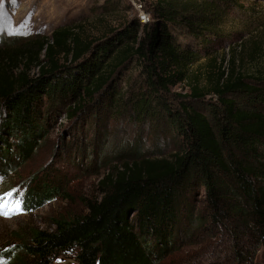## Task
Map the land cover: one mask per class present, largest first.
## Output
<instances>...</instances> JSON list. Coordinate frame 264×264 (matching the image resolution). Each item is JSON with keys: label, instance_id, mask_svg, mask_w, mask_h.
<instances>
[{"label": "trees", "instance_id": "16d2710c", "mask_svg": "<svg viewBox=\"0 0 264 264\" xmlns=\"http://www.w3.org/2000/svg\"><path fill=\"white\" fill-rule=\"evenodd\" d=\"M155 1L156 22L144 37L139 32L146 26L136 20L105 41L65 27L56 29L51 41H39L37 51L0 50L4 171L12 172L13 154L19 162L34 156L64 104L73 100L64 113L74 118L100 93L107 101L122 99L116 76L135 61L145 78L123 109L142 119L165 113L179 140V150L169 156L140 155L115 165L99 181L98 196L83 200L86 213L53 220L51 232L30 230L22 248L28 261L0 254L10 264H53L58 252L67 251L75 253L76 264H157L181 234V205L202 188L214 227L232 217L244 224L236 236L248 239L249 247V240L264 245V111L240 107L235 99L250 97L264 106V66L245 75L234 68L235 59L228 71L223 63L202 65L201 56L182 50L171 33L177 27L197 39L216 34L238 0ZM178 85L189 93L172 94ZM208 97L216 99L210 101V117L196 107ZM56 196H62L58 187L42 184L24 189L19 198L30 212ZM194 221L202 226L209 220L200 214ZM241 253L247 262L253 250Z\"/></svg>", "mask_w": 264, "mask_h": 264}, {"label": "rangeland", "instance_id": "374dc122", "mask_svg": "<svg viewBox=\"0 0 264 264\" xmlns=\"http://www.w3.org/2000/svg\"><path fill=\"white\" fill-rule=\"evenodd\" d=\"M237 3V7L228 11V18L216 34L197 39L177 27L171 33L182 50L189 49L201 56L202 65L218 68L223 63L228 71L235 59L234 68L250 75L264 66V0ZM155 4V0H0V50L9 47L37 51L39 41H51L53 32L65 27L76 29L85 38L105 41L136 20L146 26L139 32L144 37L145 28H152L156 22ZM143 13L147 23L140 19ZM141 65L132 62L123 74H117L118 96L122 99L107 101L100 93L74 118H67L64 113L68 105L73 106V100L64 104L62 112L52 117L46 139L34 156L27 162H19L18 155L13 154L16 163L12 172L0 168V196H11L16 189L14 197L19 198L24 189L42 184L50 185V189L58 187L62 194L17 219L0 218V254L10 253L22 262L28 261L22 248L29 240L30 230L40 228L51 232L55 228L53 220L86 213L83 200L98 196L99 181L115 165L140 155L169 156L179 150L176 132L169 126L165 113L142 119L134 117L128 108L123 109L125 98L133 97L138 83L145 78ZM170 91L189 93L184 85ZM235 99L240 107L264 111V106L256 104L253 98L240 95ZM215 100L208 97L204 105L192 104L210 117V101L215 103ZM117 102H120L118 106ZM170 103L177 105L173 98ZM204 198L203 188L187 196L181 205V234L173 250L157 264H264V245L249 240V247L248 239L236 236L238 227L244 224L232 217L214 227L205 210ZM200 214L209 221L202 226L193 224ZM249 250H253L252 258L245 262L241 252ZM0 264L10 261L0 258ZM53 264H76L75 253L58 252Z\"/></svg>", "mask_w": 264, "mask_h": 264}, {"label": "built area", "instance_id": "2783aa9c", "mask_svg": "<svg viewBox=\"0 0 264 264\" xmlns=\"http://www.w3.org/2000/svg\"><path fill=\"white\" fill-rule=\"evenodd\" d=\"M150 17V16H149ZM146 15L143 13L142 15H141V17H140V19H141V21H142V23H147L148 21H146ZM151 19V18H150Z\"/></svg>", "mask_w": 264, "mask_h": 264}, {"label": "snow or ice", "instance_id": "6c2138e0", "mask_svg": "<svg viewBox=\"0 0 264 264\" xmlns=\"http://www.w3.org/2000/svg\"><path fill=\"white\" fill-rule=\"evenodd\" d=\"M0 214H2V213H0Z\"/></svg>", "mask_w": 264, "mask_h": 264}]
</instances>
